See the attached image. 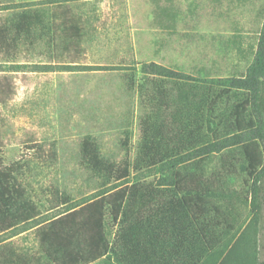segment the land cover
I'll return each mask as SVG.
<instances>
[{"label":"trees","instance_id":"16d2710c","mask_svg":"<svg viewBox=\"0 0 264 264\" xmlns=\"http://www.w3.org/2000/svg\"><path fill=\"white\" fill-rule=\"evenodd\" d=\"M156 21L174 28L161 15ZM58 23L23 11L0 26V52L44 37L55 46L59 38L83 36L67 29V19ZM126 68V82L146 109L137 157L114 163L95 142L84 145V163L105 187L74 201L56 194L65 208L49 215L24 181L23 164L6 165L0 156V236L9 235L0 238V264H202L210 252L227 247L247 213L263 217L264 24L242 76L201 77L157 62ZM30 230L37 232L39 247L19 252L8 240ZM260 252L252 251L244 264H264Z\"/></svg>","mask_w":264,"mask_h":264},{"label":"rangeland","instance_id":"374dc122","mask_svg":"<svg viewBox=\"0 0 264 264\" xmlns=\"http://www.w3.org/2000/svg\"><path fill=\"white\" fill-rule=\"evenodd\" d=\"M23 11L40 12L56 27L67 19L68 30L83 33L73 42L59 38L54 46L44 37L0 52V156L6 165L23 164L24 181L49 215L65 208L56 194L74 201L105 187L84 163L88 140L107 161L137 157L146 109L125 66L157 62L201 77L242 76L264 24V0H0V26ZM157 15L174 28L160 26ZM59 64L120 68L36 69ZM231 237L202 264H244L260 248L263 258L264 214L258 221L247 213ZM8 241L19 252L39 247L35 230Z\"/></svg>","mask_w":264,"mask_h":264},{"label":"crops","instance_id":"0c3cea01","mask_svg":"<svg viewBox=\"0 0 264 264\" xmlns=\"http://www.w3.org/2000/svg\"><path fill=\"white\" fill-rule=\"evenodd\" d=\"M54 22V21H53ZM94 264V263H93ZM97 264H99V263H97Z\"/></svg>","mask_w":264,"mask_h":264}]
</instances>
